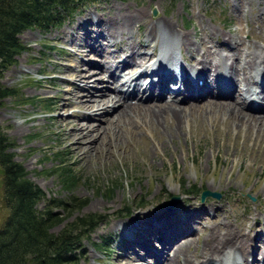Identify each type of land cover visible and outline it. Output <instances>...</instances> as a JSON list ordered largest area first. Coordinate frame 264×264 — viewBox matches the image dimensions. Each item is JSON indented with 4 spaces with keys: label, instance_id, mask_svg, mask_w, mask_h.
I'll return each instance as SVG.
<instances>
[{
    "label": "rangeland",
    "instance_id": "obj_1",
    "mask_svg": "<svg viewBox=\"0 0 264 264\" xmlns=\"http://www.w3.org/2000/svg\"><path fill=\"white\" fill-rule=\"evenodd\" d=\"M257 2L262 5L264 0L241 6L247 17L244 20L235 16L232 0H101L79 6L76 16L66 20L59 28L47 32L27 30L19 35L27 50L17 57V63L4 73L1 80L5 87L15 89L18 94L3 100L0 129L13 145L9 152L14 155V160L25 168L27 178L45 193L46 199L39 202V210L47 201L68 203L70 198H74L85 201L86 205L80 211L76 210L73 217L86 214L107 216L91 237L83 241V263L135 264L136 257L146 258L151 264H156L157 260L164 263L167 256L160 246V241H163L161 232L175 234L181 229L194 233L193 236H186L192 239L190 251L193 253L201 250L203 237L208 231H203L202 236L198 237L201 229L214 226L219 219L218 222L229 220L239 228L247 217L259 212L258 220L252 221L251 226L255 229L262 226L257 232L264 234V139L256 138L255 134L250 138L244 136L243 131L240 134L233 130L225 132L222 127L214 126L207 116L198 117L196 114L186 118L178 130L180 135L175 136L166 121L161 125L158 123V126L150 123L154 130L150 133L137 119H131V125L115 129L117 140L110 135L107 147L103 148L99 143L97 153L92 152L80 160L77 154L69 150V129L58 122L61 118L74 119V114L81 111L77 107L59 109L62 104L58 97L66 95L69 88L66 80H73L69 75L73 73L72 68L86 62L99 64L98 54H81L87 48L80 46L87 43L92 45L94 38L98 37L97 30L95 35H90L93 26H88V15H94L93 23H96L97 14L108 16L107 12L111 13L112 8L114 11L121 8L123 12H145L141 22L133 27L134 34L141 35L139 41L143 42L144 32L149 27L167 22L168 27L186 32L184 34H190L193 30L197 45L204 38L198 32L202 29L223 30V34L235 38L241 29L240 37L263 48L258 31L250 32L255 25H251L249 19L255 15ZM214 40L222 41L219 37ZM108 42L100 40L98 46H109L107 52L112 57L126 50L130 41L116 42L114 47ZM136 44L140 47L143 43ZM45 46L53 48L46 49ZM180 51L182 56L192 58V51L190 54L185 49ZM124 56L120 54V58ZM245 74L250 75V71ZM187 85H190V81L184 84L185 87ZM123 89L126 91V87ZM142 90L140 85L136 90L137 97L142 96ZM243 90L244 87L240 89L241 93ZM186 91L188 94L199 93ZM205 91L207 88L200 92ZM241 97L235 95V99L245 104L246 100ZM133 101L130 103L134 105ZM107 106L111 109L108 117L114 120V107L110 104ZM258 111L248 110L247 114L258 116ZM96 119L89 117L88 125L106 124L104 116ZM128 129L134 136L130 135ZM67 169L78 177L71 191L61 183L60 173ZM180 182L184 183V188H181ZM193 187L196 194L184 195ZM111 188L114 190L110 193ZM200 190L201 195L208 191L220 197H206L202 202L201 195L197 194ZM2 193L0 174V225L7 215ZM141 200L142 206L136 208ZM126 208H130L129 216L122 215ZM197 209L199 211L196 213ZM185 212H195L192 222L200 224L192 226L194 224L190 222L191 225H184L190 217V213ZM53 213L65 219L63 209L53 208ZM162 227H165L163 231ZM61 228L62 225H59L53 232ZM105 239L112 241L107 251L95 247ZM155 254L158 255L154 258ZM249 261H252L251 257ZM211 264L217 263L214 261Z\"/></svg>",
    "mask_w": 264,
    "mask_h": 264
},
{
    "label": "bare ground",
    "instance_id": "obj_2",
    "mask_svg": "<svg viewBox=\"0 0 264 264\" xmlns=\"http://www.w3.org/2000/svg\"><path fill=\"white\" fill-rule=\"evenodd\" d=\"M254 2L255 0H232L235 16L239 19L240 17L247 19L241 6ZM260 3L257 2L254 8L255 15L249 19V22L255 25L250 32L258 31L257 35L264 43V3L259 5ZM112 10L111 13L107 12L108 16L97 14L96 23H93L94 15L87 16L88 26H93L90 35H95L97 30L98 37L94 38L92 45L87 43L80 46L87 48L81 54H98L99 64L84 62L85 65L78 64L73 67V73L69 74L73 82L66 80L67 83L69 82L66 95L62 94L58 97L62 104L59 109L77 107L81 110L77 112V115L74 114V119L61 118L58 121L62 127L69 129L68 136L71 140L69 150L72 154H77L82 160L92 152L97 153L99 143L103 148L107 147L110 144V135L117 140L115 129L131 125V119L132 121L137 119V122L150 133L154 132L150 123L158 126V123L161 125L166 121L171 126V131L175 133L173 136L180 135L178 130L182 128L186 118L192 114L198 117L207 116L213 121L214 126L222 127L225 132L233 130L240 134L243 131L244 136L252 138L255 134L256 138L259 137L263 141L264 85L259 83L258 77L264 75V47L260 48L252 41L246 42L239 35V32H242L241 29L235 38L223 34V30L218 32L213 28L198 31L204 35V38L197 45L193 30L190 34H184L186 32L168 27L167 22L159 23L157 27H149L144 32L143 42V40L139 41L141 35L134 34L133 27L141 22L145 12L138 10L123 12L121 8L115 11L112 8ZM216 37L221 38L222 41H215ZM100 40L109 41L111 47H114L116 42L126 40L130 42L126 50H121L111 57L107 52L109 46H98ZM132 40L143 44L137 47V42ZM177 49H185L189 54L192 51V58L187 59V65L177 58L175 53ZM120 54L125 56L120 58ZM247 71H250V75L245 74ZM150 77L155 78L146 82L145 80ZM197 80L203 81L200 86ZM109 81H111L110 84H108ZM140 81L146 84L142 98L136 97V90L141 85ZM188 81L190 85L185 87L184 84ZM178 84L180 86H177ZM242 87H244L243 93L240 91ZM185 88L199 93L188 94ZM206 88L207 91L200 92ZM235 95L242 96L241 99L246 102L247 98L259 100L262 95L263 105L252 109L246 103L235 99ZM131 100H135V106L130 103ZM108 104L114 107V120L108 117L107 113L111 110ZM105 105L107 107H104ZM248 110L260 112L258 111V116H251L247 114ZM103 116L106 123L104 126L88 125L89 117L99 119ZM130 135L134 136L132 131ZM95 142L96 145H94ZM158 144L160 145L159 142ZM198 211L199 209L196 213ZM185 213H190V217L186 221L183 220L184 225L200 224L197 221L192 222L195 212ZM260 214L259 212L257 215L247 217V221L239 228L234 227V223H230L229 220L218 222L219 219L214 222V226L201 229L198 237L202 236L203 231H208L203 237L201 250H195L193 253L190 251L193 245L192 239L186 238L189 232L176 238L174 235L181 233V230L175 234L161 232L163 241H160V246L167 260L164 263L157 260L156 264H211L214 261L217 264H264V234L257 232L262 226L256 229L251 226L252 221L256 222ZM164 228L162 227L161 230L163 231ZM157 255L155 254L154 258ZM250 257L252 261H249ZM259 259L262 260L261 263L258 262ZM136 263L151 264L143 257H136Z\"/></svg>",
    "mask_w": 264,
    "mask_h": 264
},
{
    "label": "trees",
    "instance_id": "obj_3",
    "mask_svg": "<svg viewBox=\"0 0 264 264\" xmlns=\"http://www.w3.org/2000/svg\"><path fill=\"white\" fill-rule=\"evenodd\" d=\"M100 1L0 0V108L3 100L18 94L15 89L5 87L1 80L4 73L17 63V57L27 50L19 35L27 30L47 32L59 28L66 20L73 19L79 6ZM12 146L0 129L2 203L7 211L0 225V264H85L82 243L107 216L86 214L73 217L76 210L80 211L86 205L85 201L74 198L68 203L47 201L39 210L38 204L46 199L45 193L27 178L25 168L14 160V155L9 152ZM60 177L63 187L70 191L78 181L68 169L63 170ZM180 186L184 188V183L180 182ZM113 190L111 188L109 192ZM192 194H196L195 187L184 193ZM142 201L136 208L142 206ZM53 208L63 209L65 219L53 213ZM129 209L126 208L122 215L129 216ZM59 225L62 228L53 232ZM111 245L112 241L105 239L95 247L107 251Z\"/></svg>",
    "mask_w": 264,
    "mask_h": 264
},
{
    "label": "water",
    "instance_id": "obj_4",
    "mask_svg": "<svg viewBox=\"0 0 264 264\" xmlns=\"http://www.w3.org/2000/svg\"><path fill=\"white\" fill-rule=\"evenodd\" d=\"M153 14L156 15V11H155V10H153ZM206 197H211V198H216V199H218L220 196H219V194H215V193H211V192L205 191V192H203L202 195H201V200L204 201V199H205ZM173 199H174V200H175V199L178 200L177 198H173Z\"/></svg>",
    "mask_w": 264,
    "mask_h": 264
}]
</instances>
